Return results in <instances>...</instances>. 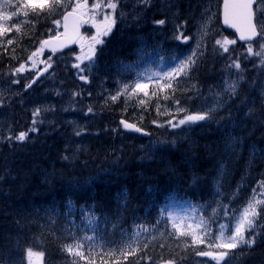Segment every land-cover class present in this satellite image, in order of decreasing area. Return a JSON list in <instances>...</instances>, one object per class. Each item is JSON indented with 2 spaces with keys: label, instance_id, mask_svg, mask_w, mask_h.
Listing matches in <instances>:
<instances>
[{
  "label": "trees",
  "instance_id": "1",
  "mask_svg": "<svg viewBox=\"0 0 264 264\" xmlns=\"http://www.w3.org/2000/svg\"><path fill=\"white\" fill-rule=\"evenodd\" d=\"M193 5L197 8L195 10L197 13L200 9V2L196 0ZM180 9L183 10V6ZM150 11L145 10L139 14V16L141 15L140 23L142 22V25L140 27L142 29L140 31L137 30L136 33L140 32L143 34L144 27H148V22L153 12ZM53 14L49 15L48 12H43L37 16L33 13L30 17V23L21 27L20 31H16L13 37H8L6 34L0 35V84L6 86L7 79H21L20 76L12 75L6 79L5 73L19 68L21 64L31 65L29 57L39 49V39L42 33L46 31ZM152 19L155 20V17H152ZM185 20L181 15L176 17V24L180 25L181 28L179 32L175 29V35L185 34L188 26ZM214 24H216L215 27L219 26V29L209 28L210 38L201 45V54L198 56L195 66L189 70L187 75H183L186 79H183L182 84L180 82L177 84L174 81L172 88L169 90L176 99L181 98L180 94L183 92L182 89H185L187 80L193 79L205 86H212L218 79L220 67L230 63V59L239 57V62L242 60L244 63L250 62L244 48L241 46H231L229 47V53L223 52V49L216 44V40L220 37L230 40L233 36L220 27L218 17H216ZM133 31H128L125 23L124 30L122 32L118 31L106 43L100 61L102 74L106 76L113 74L115 67L117 68L119 65V61L125 59V56L129 54L135 39L139 37L137 34L133 38ZM149 36L150 34L147 37ZM8 39H11L13 43L9 44ZM61 66L63 67L62 78L68 80H64L63 87L67 88L70 95L73 93L74 99L84 104L86 108L92 109L91 112L88 110L84 114L89 116L86 124L90 125L91 129L94 127V129L91 132L89 128H86V130L95 135L104 134L106 137L102 135L99 138H95L93 143H91V140L86 141V139L77 143L76 138L70 136L71 130L63 121L55 120L51 117L44 119L47 114L41 109V114L33 117V111L26 110L27 108L25 109L21 105L24 103L25 97L21 88L11 92L5 102L0 98V103L4 105L0 104V122L5 124L9 122L7 137L16 136L20 132H28V135H30L29 146L22 147V145L15 143L14 139L9 140L7 138L4 143H0V248L7 247L9 242L13 243L14 240L21 239L25 245L42 241L45 246L48 244L49 248H52V251L56 253L58 250V237L49 230L43 233L39 228L41 225L39 213L41 210L53 211L55 201H57L56 192L61 193L64 190L75 191L76 187L74 184H78L83 179V174L87 172L88 176L91 175V169L95 168L85 166L84 159L88 161V166L99 167L108 164L111 158L115 163V167L117 165L122 171L115 192L129 189L132 202L135 203L138 198L137 202L141 206L150 195L159 194L161 190L167 189L171 182L176 186L185 183L191 184V180L195 179L193 185L200 192L202 200L210 195L213 196L211 185L217 173V161L219 159H224L230 163L229 172L227 171L226 173L228 176L223 184L228 194L232 195L235 191L238 193L241 190V193L244 191L253 193L254 189L256 193H260L261 188L259 186L261 182H264V107L263 111L254 120L245 121L243 119L237 125L231 124L234 128L233 130L217 126L198 128L200 129V134L192 136L190 145L188 144L187 148L186 143L180 139L170 138L171 132L167 122H165L168 117L164 118L165 121L160 118L159 124H155L152 121L155 111L150 105H146L141 113L146 116V123H150L149 128L154 126L152 131L158 134V137H168L164 141L174 145L173 147H168V154H166V150L156 158L149 159L148 157V160L141 155L139 139L129 140L116 130L114 123L122 116L123 112L117 108H115L117 109L115 111L114 109L112 110L110 102L102 101L98 96L90 100L91 102H83L81 100L82 95L85 98L86 96L82 94L79 81L76 80L73 83L74 79L70 77L68 71L70 66L65 63H62ZM36 72H31L28 81L35 76ZM59 80L63 82L61 79ZM70 82L73 84H69ZM138 96L137 101L143 97V94ZM29 105L31 107L34 103L30 101ZM17 113H20V116H17ZM25 114L27 119L23 121ZM28 117H30L29 123ZM235 117L241 118V110L235 112ZM33 119L37 120V129L41 128L44 120L48 124H56V132H51L44 136L42 135L43 131L30 132L29 129L33 127ZM240 123L246 127L240 125ZM142 145L144 144L142 143ZM119 148L121 149L120 152ZM54 149L59 153L58 155L51 152ZM64 149L67 150L64 151ZM117 150L118 152H116ZM94 151L100 154L98 164L91 158V154ZM7 153L13 156L8 159L9 165L6 168L5 155ZM50 155L52 156L50 157ZM104 155L108 156L109 162L103 161L102 157ZM15 160L18 161L15 162ZM51 166L53 167L51 168ZM31 170L36 172V175L40 178L38 185H41V187L23 184L22 175L20 178L16 177L18 172L24 174L27 171L31 175ZM239 178L242 179V182L239 181L240 185H237ZM131 185L133 186L132 188L130 187ZM8 189L11 193L8 192ZM50 194H52L54 203L46 208L43 203L45 197ZM103 194L106 197V192ZM185 195L190 197L194 194L189 192ZM15 197H18V199ZM41 199H43L42 202ZM222 205H225V203H222ZM133 212L134 210L130 209L128 214L131 215ZM259 220L261 222L255 227V230H259L253 236L256 241L255 246L250 250H245L240 255V258L244 259V264H264V215ZM31 225H33V229L30 227ZM31 233H33L34 237L28 235ZM26 237L29 238V241ZM176 252V256L182 253L181 250ZM113 261L101 260L97 261L96 264H112ZM117 264L145 263L138 259H130L126 263L120 262Z\"/></svg>",
  "mask_w": 264,
  "mask_h": 264
},
{
  "label": "snow or ice",
  "instance_id": "2",
  "mask_svg": "<svg viewBox=\"0 0 264 264\" xmlns=\"http://www.w3.org/2000/svg\"><path fill=\"white\" fill-rule=\"evenodd\" d=\"M139 3L144 4L147 6L151 3V0H138ZM254 5H255V11H254ZM61 6V0H23V3L16 5V11L12 12L11 15H6L4 13H0V19H3L5 21L11 20L13 16H17L19 14H23L25 17L29 15V13H35L37 16H39L43 12H48L49 15L56 12V9ZM107 7L110 9L115 10L117 8V3L113 2V0H108L107 3H96L92 5L93 12L95 10L100 9L101 7ZM4 7H12L10 3L5 0ZM87 0H85L84 3H78L74 8L73 12H77L80 10V14L83 15L85 11L87 10ZM208 9L205 10L204 15L207 16ZM72 13H68L64 16L65 21V29L67 30V21L69 19V16H71ZM94 19V15H93ZM212 19L211 16H207L208 22H210ZM239 21L240 24L238 25L235 21ZM105 25L103 29H101L99 26H97V35L92 38V43L89 45L88 52L84 53L82 56H77L76 59L80 61L81 63L85 60L88 61V64L85 65L83 68L81 67V63L74 64L73 67L80 69L81 72H90L92 67L95 64L94 57L96 55V46L101 45L103 43V40L101 37L109 35V33L112 30V25L115 23V20L112 19L109 15L104 16ZM224 22L225 24H230V26L235 27L237 32L240 33V40L244 41H253L254 38L264 40V0H239L238 3H229L228 0H225L224 5ZM53 23L59 26L60 20L54 19ZM157 24L164 25L166 23L165 20L161 19L156 21ZM181 26H176V31H180ZM16 30L20 31L19 26H16ZM11 28H0V35L10 32ZM200 33L202 36H207V23H204L200 27ZM174 39L177 40H183L184 42H187L189 37L184 36L183 34L175 35ZM8 43L11 44L13 41L11 39L8 40ZM235 40H227L225 39L223 42L221 40H216V44L219 45L224 53H229L230 50L226 46L228 44H235ZM49 41H41V49L38 51H42L43 47L45 45H48ZM55 51V49H53ZM247 52L249 55H260L261 57H264V44H261V50L259 52L254 53L253 47L251 43H249ZM200 41H197L196 48L192 50V54L187 56L184 60H180L177 63V66L173 68L172 73H169V76L172 79H175V77L187 75L189 70L195 66L196 60L198 56L200 55ZM37 53H32V56L29 57V59H32V57L36 56ZM49 61H51V57L48 58ZM261 64L264 65V58L261 59ZM48 67H51V64H48ZM232 67H235V69L239 70L241 68V64L239 63V57H236L234 59H230V63L228 65L229 70H231ZM24 69V64H21L19 68L15 69L13 72V75H16L20 73ZM47 71V68L45 69ZM242 78V77H241ZM80 79L87 80V76L81 75ZM18 81H13V83H17ZM35 82V81H33ZM177 84H179V81H177ZM31 85H27L26 87H30ZM166 87H172V80L170 79L166 85ZM145 85H142L140 83H137L135 88L137 90H143ZM125 89H127V85H125ZM225 94H231V96H235L237 94V83L233 82L231 84H228L224 88ZM147 94V93H146ZM75 95V93H74ZM155 95V93H153ZM117 97L113 96L112 100H116ZM165 99H168V97H165ZM172 99H175L173 96ZM143 103V101H141ZM180 101L176 100V104L179 105ZM221 107V102L217 101L212 107H209L207 111H201L196 114H186L183 119H180L177 124H172V121H168V123L172 127H179L182 125H192L199 121H208L212 120L213 113L218 110V108ZM92 109L89 108V112H91ZM178 112H185L186 110L182 107L177 108ZM41 114L40 109H36L33 112V117H37ZM122 124H124L125 128L134 129L135 131L139 132L141 131L140 128L135 127V125L128 124L125 121H121ZM37 120L33 119V127L29 129L30 132L37 131ZM76 135H80V132H77ZM28 132H20L19 135L16 136H9L7 139L12 140L15 139L17 141L23 142L27 139ZM262 191H264V182H261L260 186ZM223 215L228 218V223L219 225L220 234L216 235L214 238L211 235V225L207 224V222L201 220L200 223L196 225V228H204L207 226V231L203 234V236H198L195 231L192 232H185L180 229V227L173 223V228L176 229V235L177 237H186L191 236L192 237V243L193 244H206V246L209 249L213 248H224V249H235L239 247L240 245H247L248 247H251L255 243V239L252 235V231L255 229L257 225V221L261 216V213H264V199H256V190H253L252 198H250L247 201L246 206L243 207L242 211L240 209H230L228 205H221L220 206ZM235 220V226L233 230V224L232 221ZM159 223V221H157ZM189 228H192V225H189ZM227 228L228 231L231 233L230 235H225L224 229ZM146 230V229H145ZM248 233L249 237L246 239L245 233ZM136 235H139V233H136ZM102 239V238H101ZM95 240L96 237H88L85 236L82 241L76 242L74 244H68L66 245V251H68L70 254H74L75 256L83 257V252L78 250L82 249L84 247L83 241H89L91 247H95ZM104 245H101L103 247ZM126 247H130V242L125 245ZM74 249H77L74 251ZM136 252V249H132L129 254H134ZM198 256H207L211 259L216 261V264H221V262H225V264H228V262L225 260L227 256L230 255L229 252H219L214 253L213 251H197L196 253ZM28 255L31 257L33 253L31 250L28 251ZM86 259V257H84ZM124 259H127V256H124ZM168 264H172L171 261L168 262Z\"/></svg>",
  "mask_w": 264,
  "mask_h": 264
},
{
  "label": "rangeland",
  "instance_id": "3",
  "mask_svg": "<svg viewBox=\"0 0 264 264\" xmlns=\"http://www.w3.org/2000/svg\"><path fill=\"white\" fill-rule=\"evenodd\" d=\"M67 6V3H65L62 7L63 8H65ZM205 9H212V5L211 4H209L208 5V8L207 7H205ZM215 14L214 13H212L211 14V17H212V19H211V21L210 22H208L209 24L210 23H212V20H214L215 19V16H214ZM104 25H105V21H104V18L101 20V22L98 24V26L99 27H104ZM93 28L94 27H92V33L90 34V36L93 38L94 36H96L97 35V33H95L94 34V31H93ZM90 43H92V42H90ZM261 44H264V41H262V43ZM260 44V45H261ZM261 47V46H260ZM80 56H82V55H80ZM37 61H38V59H37ZM142 84H144V83H142ZM105 91H106V88L105 89H103V90H101V94L103 95L104 93H105ZM136 91H138L135 87L134 88H131V89H124L123 87H121V88H114L113 90H112V93L111 94H109L108 96H102V100H105V99H108V98H111L112 99V97L113 96H116L117 97V99H120L121 98V96L123 95V97L125 98V101L126 100H130L131 98H130V96L131 95H133L134 94V92H136ZM25 103H27V101H25ZM112 107H113V109H114V111H115V108H117L118 107V105L117 104H113L112 105ZM112 109V110H113ZM64 111H57L56 112V115H55V118H59L60 116H59V114L60 113H63ZM17 116H20V113H17ZM24 117V116H23ZM171 136V135H170ZM167 138L168 137H162V139H161V146H164L165 144H166V142L164 141V140H167ZM93 142H95V140L94 139H91V143H93ZM263 143H264V141H263ZM120 148H119V152H120ZM116 152H118V150L116 151ZM11 156H13V155H11L10 153H7L6 155H5V162L7 163V166H6V168L8 167V159L11 157ZM52 155H50V157H51ZM107 160V162H109V159H108V156H106V159H105V161ZM18 160H15V162H17ZM110 161H112V159L110 158ZM23 169V168H22ZM18 175L21 177V175H22V179L24 180V181H32V180H28L27 179V176L25 175V174H23V173H21V172H18ZM240 175V174H239ZM50 216H51V212H49V211H47V210H44V213H41V214H39V217H40V222H41V225H40V229L43 231V233L44 232H46V230H47V223H48V220H49V218H50ZM32 229H33V225H31L30 226ZM30 237H34L33 236V233H31V234H28ZM27 238V240L29 241V238L28 237H26ZM16 254L14 255V264H18L17 262L19 261V253L18 252H15Z\"/></svg>",
  "mask_w": 264,
  "mask_h": 264
},
{
  "label": "bare ground",
  "instance_id": "4",
  "mask_svg": "<svg viewBox=\"0 0 264 264\" xmlns=\"http://www.w3.org/2000/svg\"><path fill=\"white\" fill-rule=\"evenodd\" d=\"M210 65V64H209ZM209 72V71H208ZM4 106V105H3ZM7 106V105H6ZM105 137V136H104ZM103 137V138H104ZM33 143V142H32ZM10 145V144H9ZM35 147V146H34ZM96 147V146H95ZM56 148V147H55ZM216 148V147H215ZM65 150H67V149H64V151ZM51 151V150H50ZM48 152H49V150H48ZM52 153H54V154H56V155H58L59 153L54 149V150H52L51 151ZM213 152H214V150H213ZM39 154V153H38ZM40 156V155H39ZM43 156V155H42ZM46 157V156H45ZM91 158L98 164L99 163V159H100V154L99 153H97V152H93L92 154H91ZM163 158V157H162ZM55 159V158H54ZM102 159H103V161L104 162H107V160L105 161V159H106V155H104L103 157H102ZM53 160V159H52ZM58 161V160H57ZM36 162V161H35ZM49 162V161H48ZM56 162V161H55ZM65 162V161H64ZM67 162V161H66ZM82 162V161H81ZM36 164H38L37 162H36ZM49 165V164H48ZM56 165V164H55ZM53 166H51V168H52ZM41 169V168H40ZM36 171H37V169H36ZM45 172V171H44ZM43 172V173H44ZM26 176H27V179L28 180H32V181H24L23 179H22V183L23 184H25V185H29V186H31V185H35L36 187H37V185L39 184V179L40 178H38V176L36 175L37 173L36 172H33L32 170H31V175H30V173L29 172H25L24 173ZM45 174V173H44ZM52 174V173H51ZM41 175V174H40ZM16 177H18V178H20V176L18 175V176H16ZM54 177V176H53ZM55 177H57V176H55ZM68 177V176H67ZM10 178H11V176H10ZM14 178V177H13ZM15 179V178H14ZM46 179V178H45ZM69 179V178H68ZM42 180V179H41ZM53 180V179H52ZM59 180H61V179H59ZM48 181H50V180H48ZM66 181V180H65ZM68 181V180H67ZM51 184V183H50ZM62 185V184H61ZM38 186H40L41 187V185H38ZM48 186V185H47ZM58 186V185H57ZM60 186V185H59ZM21 188V187H20ZM25 188V187H24ZM28 188V187H27ZM47 188H49V187H47ZM12 189H14V188H12ZM29 189V188H28ZM36 189V188H35ZM20 190V189H19ZM23 190H25V189H23ZM43 190V189H42ZM14 193H16L14 190H12ZM8 192L9 193H11V191L8 189ZM26 192V191H25ZM28 192V191H27ZM35 193V192H34ZM40 194V193H39ZM23 197V196H22ZM29 197V196H28ZM31 197V196H30ZM41 197H42V195H41ZM15 198H17L18 199V197H15ZM14 198V199H15ZM36 198V197H35ZM53 198V197H52ZM36 200V199H35ZM20 201V200H19ZM33 201V200H32ZM21 202V201H20ZM24 202V201H23ZM42 202V201H41ZM37 204V203H36ZM20 205V204H19ZM29 206H30V204H29ZM35 206V205H34ZM24 207V206H23ZM28 208V207H27ZM35 208V207H34ZM29 210V209H28ZM31 211V210H30ZM29 212V211H28ZM34 212V211H33ZM41 213H44V210H41L40 211V213L39 214H41ZM18 234V233H17ZM19 239V238H18ZM14 240V239H13ZM15 241V240H14Z\"/></svg>",
  "mask_w": 264,
  "mask_h": 264
},
{
  "label": "water",
  "instance_id": "5",
  "mask_svg": "<svg viewBox=\"0 0 264 264\" xmlns=\"http://www.w3.org/2000/svg\"><path fill=\"white\" fill-rule=\"evenodd\" d=\"M238 2H239V0H230L229 3L231 4V3H238ZM239 24H240V22H239ZM239 24H238V25H239ZM224 25H226V24L224 23ZM238 38H239V40H240V33H238ZM254 39H255V38H254ZM240 41H241V42H248V41H244V40H240Z\"/></svg>",
  "mask_w": 264,
  "mask_h": 264
}]
</instances>
